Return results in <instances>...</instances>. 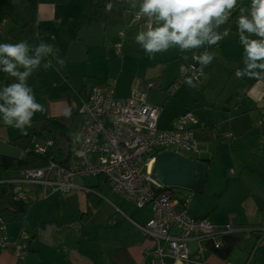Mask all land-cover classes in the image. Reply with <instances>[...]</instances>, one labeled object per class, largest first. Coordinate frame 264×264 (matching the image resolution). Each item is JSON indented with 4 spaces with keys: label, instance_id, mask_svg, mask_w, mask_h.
Instances as JSON below:
<instances>
[{
    "label": "rangeland",
    "instance_id": "1",
    "mask_svg": "<svg viewBox=\"0 0 264 264\" xmlns=\"http://www.w3.org/2000/svg\"><path fill=\"white\" fill-rule=\"evenodd\" d=\"M248 3L249 0H239L240 6H247ZM93 4H98V0H69L67 5L58 6L56 20L43 23L40 29L35 30L37 34L31 38L33 40H28L30 45L44 40L59 50L55 56H49L42 61L40 68L28 79L37 102L45 108L44 112L36 113L33 119L47 117V107L54 104H60L61 110L57 113H64L66 109H71V113L77 111L86 99L90 85L96 83L91 78L105 79L109 84H113L119 97L132 96L141 99L145 96L147 105L162 108L159 129H168L170 125H166L177 117L175 113L193 114L194 107L200 106H208L207 110L210 111V102L217 99V93H211L210 88L201 86V80L198 85L194 83L195 87L182 82V71L187 66H199L192 61V52L184 53L173 48L150 56L135 41L137 32L147 26L146 17L141 16V20L132 19L125 24L103 26L102 23L91 20ZM136 14L139 15L138 11ZM3 18H6V23L1 25ZM24 22L25 17L19 9H15L13 4L0 1V27L5 43H13L19 37ZM235 24L236 18L233 16L223 27ZM119 32H123V35H119ZM116 44H121L120 54H117ZM57 56L64 60L63 67L57 65ZM47 63H51L50 67H46ZM10 78L7 85L14 82V79ZM198 99H201L199 104ZM185 105H189L190 109L180 110ZM76 122L80 125L82 118L79 116ZM252 127L260 133L264 132L256 120L252 121ZM0 132L6 137L2 138L0 134V154L19 158L20 146H13L9 142L21 135V131L9 126H0ZM236 140L238 144L235 151L230 146V140L225 139L217 143L219 157L215 160L212 158V173L201 192L204 194L202 198L198 197L200 193L184 189L182 193H178L189 198L190 209L196 202H202L203 210L213 205L218 209L244 205L250 210L257 194L264 196V187L253 182V179L257 178L256 173L248 170V165H255L258 160L264 161L259 145L256 146L250 137L245 140L238 136ZM262 142L264 143V135ZM187 156L193 157L191 154ZM97 178L99 176L74 178L75 183L90 187V191L82 190L85 192L82 193L83 204H87V207H83L80 200L68 195L70 192L60 193L58 197L50 199L61 200L60 205L53 206L52 211L48 210L49 214L57 219V225L61 224L60 216H64L67 221L82 218L83 228L85 223L86 227L80 233L88 237L99 232L98 221L107 215L109 210H114L111 204L128 213L138 211L133 204L111 191L107 185L99 184L100 180ZM248 186L253 187L254 193L251 194ZM75 192L80 191L73 190L70 194ZM47 201L42 197L38 202H44L49 208L50 202ZM220 203L223 204L222 207ZM60 210L63 212L58 213ZM148 210L144 209L142 212L146 213ZM85 213L87 215L84 216ZM262 213L264 214V211ZM77 226H80L79 223ZM29 231L32 232L33 229ZM46 232L48 231H44V236L48 234ZM26 242L28 240L24 243Z\"/></svg>",
    "mask_w": 264,
    "mask_h": 264
},
{
    "label": "crops",
    "instance_id": "2",
    "mask_svg": "<svg viewBox=\"0 0 264 264\" xmlns=\"http://www.w3.org/2000/svg\"><path fill=\"white\" fill-rule=\"evenodd\" d=\"M94 5L98 4H93L92 7ZM58 6L60 5H38L36 29H40L43 23L56 20ZM235 12L238 13V10ZM234 26H227L231 28L228 38L208 49L215 53V59L206 69H203L204 74L200 81L201 86L210 88L211 93H217V99L211 100L210 111L207 110L208 106H205L206 108L194 107L195 114H193L198 118L200 125L195 129L198 153L193 157L201 159L208 165L206 181L212 173V158L215 160L219 157L217 143L221 140L232 141L230 146L235 151L238 144L236 137L242 136L245 140L250 137L256 146L259 145L261 157L264 156V143L262 142L264 132L260 133L252 127V121H258L260 116L264 115V80L236 77V70L243 66V48L239 43L238 35L232 31ZM8 79L5 73L0 72V88L7 86ZM200 100L198 99V104ZM185 109H190L189 105L183 106L180 110ZM60 110V104L48 106L47 117H66L64 113H57ZM162 112L163 109L161 114ZM161 114L158 121L159 127ZM175 114L176 116L181 115ZM171 122L166 126H169ZM0 126L7 125L0 120ZM261 130L264 131V129ZM0 134L2 138H6L2 132ZM248 168L251 173H256L257 178L253 179V182L264 187V161L258 160L255 165H248ZM97 179L100 180L99 184L107 185L102 176ZM74 184L73 190L80 192L70 194L72 190L68 195L80 200V204L87 207V204H83L82 193L84 191L82 189L88 186L77 184L75 181ZM10 185V198L3 201L1 207L7 209L13 207V210L19 213V219L5 224L6 234L10 240H15L23 230L28 235V242H26L28 251L23 260H17L10 251L0 248V264H142L144 261L146 249L151 246V243L136 227V224L143 226L151 219V206L128 213L117 205L111 204L114 210H109L108 214L98 221L99 232L87 237L80 233L86 227L85 223L83 228L82 218L67 221L64 216H60L62 221L60 225H57V219L49 214L48 210L52 211L53 206L61 203L60 199L50 200L58 197L59 193L47 191L45 194L41 187L31 183H11ZM228 186L229 183H227V188ZM107 187L109 188L108 185ZM19 188L25 191L26 198L15 200L14 195ZM248 188L251 194L254 193L252 186ZM92 190L94 192V189ZM174 190L179 200L184 198L178 195L183 189ZM197 193H200L199 198L204 195L201 192ZM42 197L47 199L48 203L50 202L49 208L44 202H38ZM201 203L196 202L189 209L194 219L204 218L220 229L229 225L235 231L220 233L201 240H190L188 242L190 260L184 264H199L198 261L205 264H264L263 195L257 194L250 210H247L244 205L228 207V209H218L216 205H213L203 210ZM220 206L222 207L223 204L220 203ZM144 209L149 210L145 213L142 212ZM211 212L213 213L210 215ZM93 217L94 215L89 220ZM78 223L80 226H77ZM44 231H48L46 236L43 234ZM216 241L221 242L219 248H215ZM201 245L203 246L202 253L198 255ZM146 260L149 261L148 258Z\"/></svg>",
    "mask_w": 264,
    "mask_h": 264
},
{
    "label": "built area",
    "instance_id": "3",
    "mask_svg": "<svg viewBox=\"0 0 264 264\" xmlns=\"http://www.w3.org/2000/svg\"><path fill=\"white\" fill-rule=\"evenodd\" d=\"M119 47V44L115 46L117 50ZM192 66L186 68L191 69ZM199 67L195 66L196 69ZM187 74L192 75V72ZM185 75L183 70L182 80H185ZM200 76L197 73L195 84ZM161 111L147 105L145 96L141 99L132 96L114 99L111 92L94 89L91 97L79 108L82 122L71 132L68 162L61 164L50 159L46 168L21 171L15 182L37 185L45 194L47 191L65 194L75 188L74 178L77 176H102L111 191L136 209L151 206V219L143 226L136 224L151 243L142 264H184L190 260V240L210 238L235 229L229 225L220 229L206 219H194L189 210V198L179 200L174 189L163 186L150 174V164L159 152L171 150L186 157L198 153L195 136L198 119L191 113H184L177 116L168 129H159ZM257 122L264 129V116ZM52 146L51 140H45L36 144L33 150L44 154ZM82 190L90 191V188ZM25 198V192H21L15 200ZM27 238L28 235L21 231L15 240L10 241L5 226H0V248L10 251L17 260L26 256L24 241ZM220 246L221 242L216 241L215 248ZM202 249L203 246H199L198 255ZM198 263L205 264L202 261Z\"/></svg>",
    "mask_w": 264,
    "mask_h": 264
},
{
    "label": "clouds",
    "instance_id": "4",
    "mask_svg": "<svg viewBox=\"0 0 264 264\" xmlns=\"http://www.w3.org/2000/svg\"><path fill=\"white\" fill-rule=\"evenodd\" d=\"M131 9L147 18V26L138 31L135 41L150 56L176 48L192 52V59L200 66L185 68L184 82L195 87L194 79L203 75V69L215 59L208 49L231 34L228 24L238 9L236 29L243 48L242 67L235 72L237 78L248 77L264 80V0H249L240 6L239 0H126ZM202 50V51H200ZM59 50L54 45L40 40L30 45L28 41L0 43V72L14 82L0 88V120L3 124L18 129L22 134L32 126L36 113L44 112V105L37 102L28 79L36 72L41 62L55 56ZM59 67L64 60L56 57ZM191 71L192 75L187 73ZM71 109H66L65 116Z\"/></svg>",
    "mask_w": 264,
    "mask_h": 264
},
{
    "label": "trees",
    "instance_id": "5",
    "mask_svg": "<svg viewBox=\"0 0 264 264\" xmlns=\"http://www.w3.org/2000/svg\"><path fill=\"white\" fill-rule=\"evenodd\" d=\"M0 1L13 4L15 9H19L25 17V22L22 26L20 35L17 39H15L13 43L23 40L28 41L29 39L35 36L38 5L40 4L66 5L69 2V0H0ZM136 11L137 10L131 9L128 6L126 0H99L98 5H94L92 7L90 17L92 21L100 22L102 23L103 26L119 25V24H125L126 22L132 19L133 20L136 19L138 21L141 20V16L136 14ZM237 14L238 13L235 12L233 16H235L236 18ZM136 16H139V19H137ZM3 19L4 20L2 21L1 25H4L6 23V18ZM232 31L238 35L236 24L233 27ZM119 35H123V32H119ZM0 43H5L4 38L1 34V27H0ZM119 45L120 47L117 50V54L121 53V44ZM46 66L50 67V63H47ZM201 78L202 76H200V80ZM91 79L92 81H96V83L90 85L88 95L86 96V99L82 102V104L87 102V100L91 97L94 89H105V93L111 92V96L114 99L127 98V97L117 96L113 84H109L108 81L107 82L105 81V79L104 80L98 78H91ZM182 82H184V80H182ZM196 85H198V83ZM39 93L41 94V92ZM78 111L79 109L75 114L61 118L45 117L38 120H32V126L26 130V134H21L20 136L16 137L15 139L9 142V144L13 146H20V157L19 158L9 157L0 154V226L6 227L5 225L6 223L13 222L19 219V213L16 210H13V207L7 209L1 207V203L10 198V193H11L10 184L17 183L15 181L18 180V178L20 177L19 174L21 171L46 168L48 166V161L50 159L61 164H66L68 162L71 156V147H72V143L70 140L71 132L75 131L81 125V124L77 125L78 122H76V118H78L79 116L81 117ZM263 116L264 115H261L260 118ZM45 140H51L53 142V146L48 148V150L44 154L35 153L33 147L36 144H40ZM1 141L2 140L0 139V143ZM27 143L29 145H25ZM27 149H30V151L27 152ZM189 158L195 160L197 159L195 157H189ZM171 189H180V188H171ZM21 192H25V191L19 188V191H17V194H15L14 197L16 198L18 194H20ZM27 251H28V246H27Z\"/></svg>",
    "mask_w": 264,
    "mask_h": 264
},
{
    "label": "water",
    "instance_id": "6",
    "mask_svg": "<svg viewBox=\"0 0 264 264\" xmlns=\"http://www.w3.org/2000/svg\"><path fill=\"white\" fill-rule=\"evenodd\" d=\"M150 174L167 188L202 192L208 165L171 150L159 152L149 167Z\"/></svg>",
    "mask_w": 264,
    "mask_h": 264
}]
</instances>
